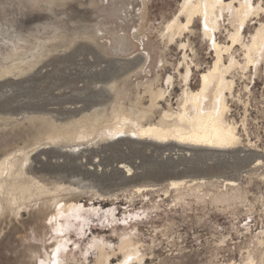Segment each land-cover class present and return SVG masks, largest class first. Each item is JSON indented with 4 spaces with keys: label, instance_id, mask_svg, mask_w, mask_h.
<instances>
[{
    "label": "bare ground",
    "instance_id": "1",
    "mask_svg": "<svg viewBox=\"0 0 264 264\" xmlns=\"http://www.w3.org/2000/svg\"><path fill=\"white\" fill-rule=\"evenodd\" d=\"M30 1L47 2L52 7L64 5L68 0ZM99 2L89 0L90 5L98 6ZM108 9L113 26L108 27L109 22L101 20L82 26V31L78 32V29L53 24L51 35L44 40L36 38L31 42L25 37H8L9 49L5 54L0 50V78L28 73L44 57L60 47L72 46L80 38L90 42L108 59H112L110 49L123 52V57L114 55L121 57H115V60L116 64L122 60L116 67L122 71L110 76L104 90L93 88L92 93L83 97V104L60 110L44 107L26 109L20 116L14 111L0 112V133H5V136L13 133L22 144L4 141L2 146L0 221L14 223L22 213H37L38 219L47 217L52 222L69 212H79V191L85 187L82 185L83 177L89 174L96 180L117 177L126 181L124 184L128 183L137 174V166L122 160L111 167L102 165L98 152L107 143L117 147L144 144L168 150L160 163L172 175L171 178L160 184L124 188L132 199L134 195H143L149 186L160 187L163 194L170 197V202L162 210L166 217L168 213H185L192 206L202 209L211 206L226 212L238 204L250 205L248 189L239 181L228 176L186 178L182 170L175 169V162L188 161L202 154L220 162L230 157L227 154L231 152L238 160L253 163L249 175L256 174L258 166L263 167L260 165L264 163V155L250 140L245 118L237 123L230 117L228 97L233 96L237 84L234 72L239 73L243 80H251L264 65V20L261 21L264 0H180L177 13L160 22L156 28L162 46L158 47L155 57L150 54L151 47L139 51L136 56L125 55L135 46L131 38L142 47L145 44L146 0H109ZM137 17L138 24L135 20ZM253 18H256L258 25L246 35L244 27ZM196 19L201 22L199 33L212 51V61L202 70L190 39L197 34L193 27ZM221 29L225 31L224 40L217 36ZM105 30L111 37L109 45L102 40ZM172 43L181 51V56L175 62H170L166 53L168 44ZM97 67H94L96 70L87 71L86 76L101 78L110 72L107 65ZM168 67L172 73H167ZM195 72L198 84L192 88L191 80ZM248 73L253 75L249 77ZM175 81L179 93L172 97ZM244 89L249 90L247 84H244ZM239 95L236 98L241 102ZM50 111L57 112V115ZM55 146L60 148H53ZM40 149L44 156L36 153ZM51 150L63 156L61 161L54 160L53 165L58 166L65 165V159L79 154L80 161L74 167L80 178L65 183L61 177L49 180L45 179V173L38 175L44 170L42 165L49 162ZM94 156L99 157L92 162ZM257 175L264 179V174ZM86 192L98 194L93 189ZM160 207L158 202L153 205L157 211ZM110 215L113 217L112 211ZM131 216L135 218L139 215ZM170 222L174 220L170 219ZM51 228L53 231L62 230L60 224ZM116 234L118 240L115 246L103 237L92 238L89 247L95 251L93 264H113L111 260L114 258L118 259L114 264L144 260L143 242L138 236L137 225L124 227ZM51 247L48 254L43 247L42 253L40 249L36 251L37 255L34 249L29 250L30 260L34 259L35 264H61L60 252L65 247V241L57 240ZM255 256L248 254L242 257V263L237 264H256Z\"/></svg>",
    "mask_w": 264,
    "mask_h": 264
},
{
    "label": "rangeland",
    "instance_id": "2",
    "mask_svg": "<svg viewBox=\"0 0 264 264\" xmlns=\"http://www.w3.org/2000/svg\"><path fill=\"white\" fill-rule=\"evenodd\" d=\"M146 2L143 45L145 48L131 38L135 46L125 54L127 57L136 56L139 51L148 50L150 47V54L155 57L158 47L162 46L156 28L159 27L160 22L172 18L177 13L180 0H146ZM98 6L90 5L89 0H68L64 5L52 7L47 2L0 0V50L5 54L10 46L9 39H15V36L28 38L31 42L36 41V38L44 40L51 35L53 24L68 29H78V32L82 31V26L95 24L101 20V22L104 20L109 22H106L108 27L113 26L114 21L108 9L109 0H100ZM137 19L138 17L135 19L138 24ZM253 19L244 27V34L252 33L258 25L256 18ZM263 20L264 16L261 17V21ZM200 25L201 22L196 19L193 27L197 34L190 39L196 49L202 70L212 61V51L199 33ZM224 33L225 31L221 29L217 36L224 40ZM103 35L102 40L109 45L111 37L107 34V30ZM166 53L170 62H175L181 56V51L173 43L168 44ZM109 54L112 59H108L90 42L80 38L72 46L60 47L44 57L28 73L0 78V112L14 111L20 116L26 109L44 107L60 110L66 106L83 104V97L88 96L95 88L104 90L110 76L122 71L116 68L122 60L116 64L115 57H123V52L120 53L118 49L113 48L109 50ZM116 54L121 57L114 56ZM98 64L107 65L110 72L102 75L101 78L86 76V72L96 70ZM167 73H172L170 67L167 68ZM233 74L237 84L233 96L228 97L230 117L237 123L245 118L250 140L256 143L259 153L264 155V65L255 76L248 73L249 77L252 76L251 80L250 78L243 80L237 72ZM176 82L172 97L179 93ZM197 84L198 78L195 72L191 87L196 88ZM244 84H247L249 90L244 89ZM238 95L241 97V102L236 98ZM50 112L57 115L55 111ZM6 135L8 136L0 133V156L4 141L22 145L13 133ZM53 148L59 149L60 146ZM41 151L40 149L36 153L44 156ZM167 152L168 150L147 147L144 144L138 146L125 144L118 147L105 144L98 152L102 158V165L111 167L120 160L127 164L133 162L134 166H137V174L126 184H124L126 181L123 182L117 177L96 180L94 176L86 175L82 182L85 187L80 189L84 192L79 191L77 201L81 206L79 212H69L52 222H49L47 217L38 219L37 213H22L14 223H8L7 220L0 221V264L29 262L35 264L34 259L29 258V250L34 249V254L37 255L36 251L40 249L42 253L43 247L44 252L48 254L51 245L57 240L65 241V247L60 252L61 264H93L95 251L89 247L92 238L103 237L115 246L118 240L116 232L133 224L137 225L138 236L143 246L145 245L142 246L145 256L144 260L132 261V264H231L233 262L237 264L242 263V259L248 254L254 256L256 254L255 263L264 264V179L257 175L264 174V163L260 165L263 167H257L253 176L249 175L253 163L250 160H238L231 152L227 154L230 157L220 162L206 154L192 157L188 161L175 162L177 163L175 169L182 170V175L186 178L228 176L239 181L248 189L250 205L238 204L236 208H232L231 211L228 209L226 212L211 206L203 209L200 206H192V209L185 213L181 211L179 214L168 213L166 217L162 210L170 202V197H166L160 187L149 186L143 195H134L132 199L124 188L129 189L131 185L160 184L171 178L172 175L160 163ZM98 157H92L91 161L95 162ZM57 159L61 161L63 156L51 150L49 162L42 165L44 170L38 175L45 173V179L49 180L61 177L64 178L61 180L65 183L75 182L76 178H80L74 167V164L80 161L79 154L71 159H65L67 163L63 166L53 165L54 160ZM91 189L96 190L98 194L86 192ZM157 202L161 206L158 211L153 208ZM111 211L113 217L110 215ZM128 212L130 215L127 214ZM133 214L139 216L134 218L131 216ZM170 219L174 222L171 223ZM57 224L61 225V231L52 230L51 227L54 228ZM260 240L261 244H259ZM117 261V258L111 260L113 264Z\"/></svg>",
    "mask_w": 264,
    "mask_h": 264
},
{
    "label": "snow or ice",
    "instance_id": "3",
    "mask_svg": "<svg viewBox=\"0 0 264 264\" xmlns=\"http://www.w3.org/2000/svg\"><path fill=\"white\" fill-rule=\"evenodd\" d=\"M169 79H170V77H169Z\"/></svg>",
    "mask_w": 264,
    "mask_h": 264
}]
</instances>
